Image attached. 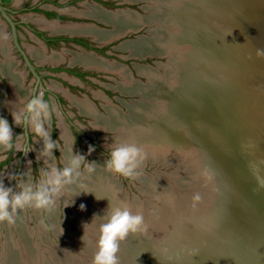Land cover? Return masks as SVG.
I'll use <instances>...</instances> for the list:
<instances>
[{
  "label": "rangeland",
  "instance_id": "1",
  "mask_svg": "<svg viewBox=\"0 0 264 264\" xmlns=\"http://www.w3.org/2000/svg\"><path fill=\"white\" fill-rule=\"evenodd\" d=\"M122 1L125 3L139 4L138 6L141 11L133 6L130 7L132 10H138L139 14L133 11L130 12L143 16L147 15V11H145V5L147 2L142 0L129 2L126 0ZM170 1H174V3H171ZM180 1L182 3H180L179 0H168V10L177 8L175 7L177 4L178 10H176L185 17L184 12L186 9L182 10L181 6L186 3H188V7L189 4L191 7L194 6L193 11L189 12L191 15H187V18H184L185 24L183 25V29L187 28L188 33H192V36L190 33L188 35L192 37V43L196 46V49L198 48V51L195 55L193 54V57L189 61L192 65L200 67L204 60L207 65L206 76L211 77L214 82L207 84L205 82L200 83L196 80L193 84L184 83L186 88L184 94L187 96L184 103L186 104V107L188 103H190V109L186 110L188 111L187 113H185L184 110L183 119L180 124H178L181 125V129H186L179 139L181 140L183 137H190L198 141L202 148L205 149L207 146L209 151L204 150L206 152V155L204 156L205 159L209 158L208 155L213 153L218 164L217 166H219L224 173V185L227 184V188L229 187L227 191L225 190V196L229 195L232 200L228 203V206L233 207V212L230 211V214L227 215L225 232L239 231L245 235V244H243L245 253L242 256L245 264H264V223H256L254 221V217L252 216V213L243 198V189L245 191L246 187L252 183L251 177L252 173L255 172V169L258 166L257 160H255V156L249 154L247 149L248 146L244 147L243 145H238L236 151L234 153L231 152V146L225 143V132L223 130L224 127H226V122L229 118H242L246 121V123L248 122V124H245L247 127L254 130L260 129L259 137L261 140H264V58L257 57L256 55L257 49H264V0ZM116 2L119 3V1ZM116 2H108V10H114L119 7ZM0 3L5 8L13 7L16 8V10L21 8V5L22 7H27V4L31 5L29 2L17 4L16 0H0ZM84 3L85 2H81L80 0H73L72 2L67 1L66 3L60 0V3L48 4L47 6L49 7H47V9L52 10L54 8L57 12H62V16L71 14L69 11L73 9L74 12L72 13H74V15H68L72 19L69 18L67 20V18H64L61 23L66 24L73 22L76 24L79 23L78 21H82L84 23L85 19L75 17V14L81 15L79 12H83L89 8L87 5L83 6ZM89 3V6H94L92 4L93 2ZM187 6H185V8ZM122 8H125V5H123ZM127 11L129 10H120V12ZM177 11L175 13H177ZM63 13L65 15H63ZM33 15V17L39 16V14L35 12H33ZM18 16L25 19L26 22L34 23L32 13H20ZM81 16L87 17L83 15ZM13 18L16 21L19 19L17 16H14ZM86 21L89 24H96V21L94 20L89 19ZM0 25L6 35L9 36V28L1 17ZM108 25L111 27L103 25L99 26L107 29L108 31L106 32H111L113 30V26L111 24ZM149 29L150 28H148V26L142 27L140 30L138 29L139 31L136 30L138 32L135 34L117 39L116 43L133 40L123 43L126 44L149 38ZM175 30H177L176 27ZM175 30L171 31L170 34L172 32L175 33ZM130 31L132 30H129L128 32ZM135 35L137 36L135 37ZM138 37L142 38L140 39ZM22 43L25 46L27 43L32 44V42H26L25 40H22ZM182 43L183 44H181L182 46L180 48L174 45L177 49L171 50V56L169 55L167 57V55L161 56L159 54H153L147 62L135 61L134 63H141L144 66L134 65L132 63L130 66L133 67L134 71L131 69L132 67L128 66V64L126 66L121 63L123 67L114 64L116 56H125L126 53H129L130 56L133 57L143 58L132 55L129 50L122 48V44L121 46H118L117 49H121L123 51L108 50L111 55L107 57L110 61L109 64L117 66L119 71L116 69L115 71H111L109 69V71L99 72L96 71L98 70L96 69L94 70L95 73L88 76V79L76 78L79 81L77 83L73 81L75 80V76L68 75L66 77V74L63 72H50L53 76H46L43 80L47 90H49V94L44 97V99L50 101L53 108V115L49 122L50 137L53 141H57V147L64 154V158L68 149L65 137L63 136L61 130V125L63 127L65 125L64 128L67 129L68 139L70 142V145H68L69 155L71 153V149L74 153L78 152L84 155L87 153V146L89 144L94 145L95 151H93L91 155L86 156L87 161L95 162V158L98 159L102 166L101 171H103V175L110 182V185L116 188L119 196L126 200L127 203H131V208L133 203H136L137 208L140 209V213L143 214L145 220H154V225H156H152L154 228L153 230H155L159 225L160 227H163L167 224L171 214H173L171 212L173 208L174 211L177 210L175 213L183 215L187 214L189 210V212L192 210L202 212L210 207L214 187L212 186L211 180L208 179V175L203 174L204 172L201 171L199 163L197 162V155L193 153L194 149L192 150L191 148L189 150L190 154H184L185 152L182 153V158L174 156L169 158L167 156L157 158L156 156L151 155L150 152H146L149 155L146 154L147 157L141 164L139 175L135 179H126L120 175L111 173L107 171L103 165L109 155L111 147L117 145L114 143L116 142L114 140L115 138L118 140V135L120 136V132L118 131L119 129L115 132L93 125V118L85 113H82L78 106L73 103L71 98L68 96L60 97L59 93L54 89L61 90L62 92L65 91L54 85L61 84L63 85V88H68L69 93L71 94V96L69 95L70 97L85 100L93 110L99 113V115H107V108H113L126 116L129 114L130 107L136 106L144 101L139 94H130L122 91L121 83L123 82V76L121 73L126 72L129 76H131L130 78H132V80L141 85H145L148 82V77L141 74L140 68H144L145 71L146 69L153 71L158 69V73H161V76L164 75L169 80H171L169 77H175V79L178 78V82L180 83L184 74L185 78L187 76L189 77L191 73L190 71L187 72V70L186 73L185 69L181 70L185 62H187V60L183 58V54L188 51L186 50V46H189L187 45V42ZM11 44L12 43H10V46L12 47ZM53 49L54 51L52 55L61 54L65 58V61L66 59L71 58V62L73 57L76 55L74 54L70 57L71 54L69 53V49H66L64 46H57ZM178 50H182V53L178 52ZM10 56L13 58L12 61L15 63V70L18 73L20 72L23 76L19 82V86H22L20 90L23 95L20 99H17L15 94L13 95L14 91L11 88V82L7 80L6 76L0 69V88L2 90V94L0 96V116L8 119L9 124L12 126L13 137L15 139V137L21 133L25 135V130L13 123L9 110H18L19 108H22L23 104L30 99V91L33 88L34 78L27 75L28 71L24 69L16 52L12 51ZM3 59L4 55L0 51V61ZM64 60L61 59L63 62ZM189 61L187 63H189ZM59 63L55 64V67L53 66V68L60 67ZM36 64H38L42 74L45 73L43 66H40L42 63L37 62ZM66 64V68L80 70V66L78 65L74 67L68 65V60ZM226 76L233 81L232 84L226 83ZM2 79H4L5 82ZM187 79L192 80L190 77ZM167 83L168 82L164 83V86H167ZM176 88L177 87L175 86L173 90ZM168 89H170V87H168ZM116 90H119L121 93L123 92L124 94L134 96L125 97L124 99H126V101L127 99H135L136 101L130 102L129 104L127 103V110H125L112 100L117 99L118 97L115 92ZM178 90L180 94L183 92L182 88L178 87ZM54 92L56 94H52ZM65 94L67 95L68 93L65 92ZM104 95H106L110 100L107 99V101H104ZM100 106L103 108L106 106L104 108L105 111L101 110L99 108ZM96 108L100 110H97ZM174 109H176V107ZM172 125L174 126L175 123H172ZM178 125L177 128H179ZM138 127L141 128L142 125ZM177 128L176 130H178ZM228 130L230 131V128ZM27 139L28 144L33 145L35 150L42 149V142L37 141L33 143L32 137L29 133ZM218 141H221L222 145H224L223 149L220 148ZM119 144L124 143L121 142ZM35 150L29 152L27 156L19 151L12 152L8 154L6 160L0 161V175L5 177L4 183L6 187L11 186L15 188L17 183L16 180L9 181L7 179L8 175L20 176L23 173L28 172L29 168L32 170V175L34 177L38 175V169L43 167V159L37 161V151ZM60 151L54 150L53 152V155L57 159L61 156ZM28 161H31L30 165L27 163ZM57 163H59V161H57ZM92 174L95 175V172ZM86 176V173L82 176V182L83 180L85 181ZM181 177H186L188 179L183 181ZM156 182L158 183V186L167 188L164 192L165 194L167 192L170 194L169 198L171 197V201L167 200L168 198L164 200V196H158V190L155 193L154 190L149 187L150 184H156ZM228 191H231V194ZM197 193L200 194L201 200L196 202L194 205L193 196ZM222 194H224V192ZM82 198L83 196L79 197L74 194L70 195L69 190L66 189L62 198L57 200L55 206L50 211H37L29 208L18 214L15 224L10 226L7 223H0V253L2 245L5 241L6 244H8L6 247L13 250L12 245L14 244V246H17V241L20 239L19 235L21 234L22 236L23 231L24 233H27L25 234L26 237L29 238L28 242H34L35 240L31 239L32 236H30V231L33 228V225H37L36 228L40 243L34 242V244L30 243L29 245L24 239V244H27V247L24 246V244L22 245L24 251L19 249V245L16 253L14 250L12 251L15 256H19V258H17V256L15 258L16 264H40L37 260L39 259L38 255L42 257V264H89L92 261V258H90L91 261L88 258L90 256L88 255V251L86 249L87 245H85V243L87 242L85 239H88L90 244H92L96 250L99 225L104 221H101L100 217H98L99 214L96 212L98 207L96 205L90 206L86 204V199L84 200ZM72 200L74 201L73 203ZM173 202H179L180 207L173 206V208L166 210L167 204H171ZM223 202L224 198L222 195L221 198L217 200V216L223 208ZM81 203L86 205V210H80L79 206ZM66 205L69 206L65 207ZM176 207L178 209L181 207H187V210H178ZM164 217L166 218L165 222L161 224L160 220L162 221ZM60 232L64 234L65 238H67L70 242V247L65 242V238L62 239V237H60L58 234ZM83 235L85 237H83ZM22 238L24 237L22 236ZM20 241L22 242L21 239ZM9 248L8 250H10ZM11 250L9 252H11ZM17 252H19V255ZM21 254L24 255L22 256ZM27 258L31 261V263Z\"/></svg>",
  "mask_w": 264,
  "mask_h": 264
},
{
  "label": "bare ground",
  "instance_id": "2",
  "mask_svg": "<svg viewBox=\"0 0 264 264\" xmlns=\"http://www.w3.org/2000/svg\"><path fill=\"white\" fill-rule=\"evenodd\" d=\"M21 1L22 0H16V3L20 4ZM126 1L129 2V1H139V0H126ZM142 1L147 2V4L145 5V11H147V15H144V16L138 15L136 13L134 14L133 12H130V11H127V12H120V11L119 12H108L105 10H101L100 8H97L96 6H89V5H88L89 8L87 10H84L83 12H79L83 16L98 19L99 21L105 22V24L106 23L111 24L113 26V30L111 32L101 31V30L94 28L93 26L76 25L74 23L73 24L70 23V24L60 25V24H57L54 22L46 21L45 19L40 18V17H37L36 19H34V21L42 29H46L52 33H68V34L89 35L95 41L103 42V43L109 42L110 40H113L114 38L117 39L120 36L123 37V35L126 34L129 30L135 31V30H138L142 27L148 26V28H150L149 29L150 37L148 36L149 38L141 39L142 38L141 37L140 38L141 40H138V41H135L132 43H126V44H123V46H122V48L129 50L132 53V55H136L138 57H144V56H147V55L149 56V55H153V54H159L161 56L167 55V57H168L170 55V53H172V51H171L172 49L173 50L177 49V47H174V45L178 46L180 48L182 46L181 44H183L182 42H187V45L194 46V44L192 43V39H191L192 37H190V35H188L190 33L192 36V33L191 32L188 33L187 28L183 29V27H184L183 25L185 24L184 18H187V15H191V13H189V12L193 11L194 6L191 7V5L189 4V7H188L187 6L188 3L181 6L182 10L186 9V11L184 12L185 13V17H184V15L182 16L181 13L179 11H177L178 10L177 4L175 5V7H177V8H174L173 10H168V3H167L168 0H142ZM170 2L174 3V1H170ZM179 2L182 3L180 0H179ZM185 6H187V7L185 8ZM183 7H184V9H183ZM176 11H177V13H175ZM189 19H190V17H189ZM175 27L177 28V30H175ZM173 30H175L174 31L175 33L172 32L173 34L172 33L170 34V32ZM3 35H6V34H5L2 26L0 25V36H3ZM8 39L9 38H7L6 40L0 39V51L4 55V59L2 61H0V69L4 73L6 78L11 82L12 89H13L14 94L16 95L17 99H20V97L23 94L21 93L20 89L22 88V86L21 87L19 86V84H20L19 82L21 81L20 79L23 78V76L21 75L20 72L18 73L15 70V63L12 61L13 58L10 56L11 55V47L9 46ZM189 46H186V50H188V51L183 54V58L186 60L187 59L190 60L193 57V55H191L193 53L192 52L193 50H190L187 48ZM191 49H193V48H191ZM186 50H184V51H186ZM181 51L178 50V52H181ZM31 52H33V57L37 58L39 61H42V62L47 61V62H51V63L56 64V63H59L60 60L64 58L63 55H61V54L60 55L55 54V55H51L49 57L45 56L43 54V50H39V49H33V50H31ZM90 57L86 56V55L78 54V55H75L73 57L71 63L74 64L75 62H77V63H79V64H81L84 67L89 68V69H98V70H104V71H109V69L111 71H115V69L118 70L117 66H113L110 64L108 65L104 62H100V61H96V60L94 61ZM187 62H185V64L182 66L181 70L185 69V72H186V70H187V72H189V71L191 72V70H190L191 64H190V62L189 63H187ZM195 70L197 73L195 72V74H194L191 72L189 75L190 79L193 80V78H194L193 76H195V78H197V76H198L201 83L205 82L207 84H210L212 82L213 79L211 77L206 76L207 65L204 62V60L201 63L199 70L197 68ZM140 71H141V74L148 77V82L145 85H141L138 82L132 80V78H130V76L126 72L121 73V75L123 76V82L121 83L122 84L121 85L122 91L125 93H130V94H139L144 101V102H142L136 106L130 107L129 114H127L126 116L121 114L118 110H115L113 108H107V112H106L107 115H105V114L99 115V113H97L95 110H93L85 100L70 97L69 94H67L66 96L71 98V101L78 106V108L80 109V111L82 113H85V114H87L93 118V120H94L93 125H95L99 128L101 127L102 129H105V130H111V131H115V132L119 129L118 131L120 132V136L118 135V140H117V138H115V140L113 139L114 141H116V142H114L115 144H119L121 142L124 144L135 143L137 146L142 147L145 153L150 152L151 155H154L157 158L158 157L159 158L160 157H166V156L168 158L171 156L179 158V157H181L182 153H184V152H185L184 154H190L189 150L191 148H186L184 151H181L178 149L176 150V148L171 149L169 146H165L163 144V142L165 140H162V139H166V137L163 136V135H166V133H164V132H166V130H168V129L171 130L172 123H175L176 125H178V124H180V122L183 119L182 118L183 112L185 110V108H184L185 103L184 102L186 99V94H184V91L186 89L184 87V82H186V81H184V80H188L187 78H189V77L187 76L184 78L185 74H184V76L182 75L183 78L181 79V81L179 83L178 78L175 79V77L174 78L169 77V78H171V80H169L168 78H166V76H164V75L161 76V73H158V69L156 71L146 69V71H145L144 68H140ZM181 74H183V73H181ZM198 78H197V80H198ZM192 80H191V82H192ZM166 82H168L167 83L168 85L164 86V83H166ZM232 82L233 81L227 77L226 83L232 84ZM175 86L177 88L173 90V88ZM168 87H170V89H168ZM178 87L183 89V92L181 93L182 95L180 94ZM0 92H1L0 93V96H1V94H2L1 88H0ZM24 95H25V93H24ZM212 98H214V97H212ZM16 105H18V104H16ZM175 107H176V109H174ZM173 109H174V111H173ZM171 110H172V114H171ZM231 118H232L231 124H229L230 138L228 137V133H227V135L224 136V139L226 141L225 143H227L230 146H233V148H234L237 144L236 139H238V141L240 142L239 143L240 146H242V145L244 147L248 146L247 149L249 151V154L250 155L252 154L253 156H255L254 157L255 160H257V164H258L257 179L259 180L258 187H260L261 182H262V173L260 174V171L262 168L261 165L263 166V164H261V161L264 159V140H261L259 137L260 129L254 130L250 127H247V125H245V124H248V122L246 123V121L243 120L242 118H235V117H231ZM182 124H183V122H182ZM140 125H142L141 128H143V129L138 127ZM180 126L181 125H178V127H179V128H177L178 130L173 131V133L171 135L173 138L178 139L186 131V129H181ZM64 127H65V125H64ZM64 127L61 125V130H62L63 136L65 137V141H66V145H67V149H68V151L65 155V158H67L69 156V146L68 145H70V142L68 139L67 129ZM253 138H255V139H253ZM166 141H171V140L168 139ZM218 143H219L220 148L223 149L224 145H222L221 141H218ZM167 144H169V143H167ZM260 144H261L262 148H259ZM175 146H177V145H175ZM193 149H194L193 153H195V155H197V162L199 163L198 160L200 159V155H201L200 151L195 146L192 147V150ZM148 153H146V154L149 155ZM183 158H185V157H183ZM95 163L96 164L94 165V167L96 169V171H95L96 176L93 174H91V175L87 174L85 181L83 180V183L86 185V187L83 190L91 192L93 194L81 193L78 196L79 197L83 196L82 199H84V200L86 199V204H88L90 206L96 205L98 207L97 208L98 210L96 212L98 214L100 213L99 215H101V213L107 214L108 212H110V208L108 209L109 201H110L111 205H113V206L117 205L118 203L123 202L124 204H127V206L132 210L133 213L140 212V209L137 208L136 203H133L132 208H131V203H127L126 200H124L122 197L119 196L116 188H114L110 185V182L103 175V173H102L103 171H101L102 166L99 163L97 158H95ZM199 166L201 167L200 163H199ZM206 173L208 175V179L211 180L212 186L214 187V182H213V179L210 177L211 173L208 169H207ZM92 175H93V177H92ZM24 178L26 179V177H24ZM161 185H163V184H161ZM149 187H151V189L154 190L155 193L158 190V196H162V197L164 196V200H166V198H168L167 200L171 199V197L169 198L170 194H168V192L165 194V192H164V190H167V188H165V187L163 188V187L158 186L157 182H156V184L155 183L150 184ZM67 190H69L70 195H72V194L77 195V194H79V192L82 189L76 185H73L70 188H68ZM160 193L163 195H161ZM65 195H66V193H65ZM95 196L97 198H99L100 200H97L95 198ZM171 196H172V194H171ZM146 206H148V205H146ZM173 206L174 207L179 206V202H175V203L173 202L171 204L168 203L166 206L167 207L166 210L173 208ZM182 207L180 209H178L177 207L176 208L178 210H182V209L187 210V207L186 208L185 207L182 208ZM210 207H211V205H210ZM210 207L207 208L205 211H202V212L201 211L198 212V211H194V210L189 212L190 211L189 210L187 212V214H183V215L175 213L177 210L174 211V208H173L171 211L173 214H171L169 221L167 222V224L165 226L160 227V225H159L158 227H156L155 230H153L154 228L152 225H154V220L153 219H150V220L144 219L145 225H146V231H142L141 233L145 234L148 238H150V240L156 241V240L162 239V237H164V235L166 233L169 232L168 234H170L171 231L172 232L175 231L177 234L176 239H179L180 238L179 237L180 230H182V229L184 230L183 227L187 226V224L190 222L189 220L197 219L198 217H200L201 214H203L207 210H209ZM100 209H105V210L103 212H100L101 211ZM263 212H264V210H263ZM165 219H166L165 217H164V219H162V221L159 219L160 223L161 224L164 223ZM185 220H187V222ZM199 222H202V221H199ZM206 222L208 223V221H206ZM190 223H192V221ZM82 226H84V225H82ZM196 227H197V225L193 226L194 229ZM25 233L23 231L24 235L22 234V236L24 238H22V236H21V238H22L21 240L23 243L20 241V239L19 240L17 239L18 240L17 246H14V244L12 245L13 246L12 249L14 250L15 253L18 250L17 249L18 245H19V249L23 250L22 245L24 244V241H23L24 239H25L26 243L28 242L27 237H26L27 233L26 234ZM139 233L140 232H137V233H134L133 235L138 237ZM30 236H32V235L30 234ZM38 243H40V242H38ZM26 245L27 244H24V246H26ZM6 246H8V244H6V241H5L4 244L2 245V250L0 253V258H1L0 264H14V262H13L14 261V257H13L14 255H12L13 250H11V248L6 247ZM8 248L11 250V252H9L10 250H8ZM17 253H19V252H17ZM21 253H22V251H21ZM38 256H39L38 257L39 259H37V260H38V262H40V264H42V261H41L42 257L40 255H38ZM92 256H94V254ZM91 258L93 259V257H91ZM89 260L91 261L90 258H89ZM30 263H31V261H30ZM24 264H26V263H24ZM31 264H33V263H31ZM72 264H74V263H72ZM89 264H92V261Z\"/></svg>",
  "mask_w": 264,
  "mask_h": 264
},
{
  "label": "clouds",
  "instance_id": "3",
  "mask_svg": "<svg viewBox=\"0 0 264 264\" xmlns=\"http://www.w3.org/2000/svg\"><path fill=\"white\" fill-rule=\"evenodd\" d=\"M7 38V35L0 36L3 40ZM256 55L264 58V49H257ZM9 111L13 123L22 129L27 127L33 143L40 141L43 146L42 149L35 150L33 145L27 143V137L23 133L14 139L13 129L8 119L0 116V161L6 160L8 154L12 152L19 151L27 156L29 152L35 150L37 161L43 159V167L38 169V175L35 177L30 168L28 172L20 176L8 175L9 181H17L15 188L6 187L5 177L0 175V223L15 224L18 214L29 208L50 211L57 200L62 198L64 191L73 185L82 189L78 195L91 193L83 190L86 185L82 182V176L85 173L91 175L96 171L94 167L96 163L88 162L86 159L87 155L95 151V146L89 144L87 153L84 155L74 153L71 149L70 155L64 158V154L57 147V141H53L50 137L49 122L53 115V108L50 101L44 99L43 92L32 95L22 108ZM54 150L61 152L59 159L53 155ZM145 159L146 153L143 148L135 143L117 144L111 147L103 166L111 173L126 179H135ZM27 163L30 165L31 161ZM95 198L100 200L96 196ZM200 200L199 193L193 196L194 205ZM67 206L69 205L65 207ZM79 208L84 211L86 205L81 203ZM109 208L110 212L103 216L104 222L99 225L92 264H120L118 258L120 243L130 233L146 231L142 213H133L123 202L113 206L109 201Z\"/></svg>",
  "mask_w": 264,
  "mask_h": 264
},
{
  "label": "water",
  "instance_id": "4",
  "mask_svg": "<svg viewBox=\"0 0 264 264\" xmlns=\"http://www.w3.org/2000/svg\"><path fill=\"white\" fill-rule=\"evenodd\" d=\"M0 14L3 17V19L6 20L7 23L10 25L12 29L13 41L17 49L22 54L29 70L36 78L38 85L40 81L39 76L36 74L34 68L28 61L27 56L22 52V50L20 49L17 43L15 24L12 22L11 18L5 13V8H3L1 5H0ZM138 31L133 30L124 34L123 36H126L127 34L130 33L135 34ZM187 48L193 50L192 51L193 53L191 55L193 54L195 55V53L198 51V48L196 49V46H189ZM187 61H189V59H187ZM190 64H191L190 70L192 73L195 74V69L196 68L198 69L200 67H197V65H192L191 62ZM193 77L194 78L192 82L191 80L188 79L184 83L185 84L195 83L197 79L195 78V76ZM197 81L201 83L199 78ZM213 82L214 80H212V83ZM184 108H186L185 113H187L188 111L186 110L190 109V103H188L187 107L185 104ZM231 120L232 118H230L226 122V127H224L223 129L225 135H227L228 132L229 138H230V131L228 129H229V124H231ZM176 128H177L176 124L174 126L172 125L171 130L168 129L169 131L166 130V132H164L166 133V135L162 134L164 137H166V139H162L165 140L163 144L165 146H169L171 149L176 148V150L178 149L181 151H184L186 148H192L194 146L198 148L201 154L200 159L198 160L201 165L200 169L202 172H204L203 174L206 175L208 169L211 173L210 177L213 179L214 182V191L211 200V207L205 213L201 214L200 217H198L197 219L189 220L190 222L192 221V223L189 222L187 226L183 227L184 230L183 229L180 230L179 239H176L177 234L175 231L173 232L171 231L170 234H168L169 232L166 233L164 237H162V239L156 241L150 240V238H148L145 234L141 232L138 234L139 235L138 237L130 233L129 236L120 243V251L118 253L120 264H245L244 259L242 257L243 254L245 253V249L243 245L245 244V239H246L245 235L243 233H240L239 231L225 232V228H226L225 222L227 221V215L230 214V211L233 212V207L228 206V203L232 201L230 199V196L229 195L225 196L226 195L225 190L227 191L229 187L227 188L228 186L227 184L224 185L225 177L223 171L219 168V166H217L218 164L214 158L215 156L213 155V153L208 155L209 158L207 159L204 158V156L206 155V152L204 150L207 151L209 149L207 146L205 147V149L202 148L201 144L198 141L190 137H183L181 140L179 138L178 139L173 138L171 135L173 131L176 130ZM24 130H25V136L28 137L27 127H25ZM168 139L171 141H166ZM27 143H28V139H27ZM236 143L237 144L235 148L231 146L232 149L231 152L233 153L236 151V148L240 143L238 139H236ZM259 148H262L261 144L259 145ZM261 164H263V166L261 165L262 168L260 171V174L262 173V182L260 187H258L259 180L257 179V170H258V166H257L255 172L252 173L251 185L246 187L245 191L243 189V198L246 201L248 208L251 211L252 216L254 217V221L256 223H260V222L264 223V212H263L264 159L261 161ZM181 179L184 181L185 179L188 178L181 177ZM182 184L185 185L184 183ZM223 192L224 194H222ZM228 192L231 194V191ZM222 195L224 198V202L222 204L223 208L222 210H220V214L217 216L216 214L217 212L216 210L218 206L217 200L221 198ZM104 210L105 209H101L100 212H103ZM104 215L106 214L101 213V215H98L101 221H104L103 220ZM185 221L187 222V220ZM206 221H208V223ZM194 225H197L195 229L193 228ZM36 227L37 225H33L30 234L32 235L31 239H34L35 240L34 242L38 243L40 240H38L39 235ZM58 234L60 235V237H62V239L65 238L64 234H62L61 232ZM83 237L85 236L83 235ZM19 238L22 239L21 235H19ZM27 239L29 241V238ZM85 240L87 242L85 243V245H87L86 249L88 251V255L90 256L88 258H91L93 257L92 255L95 253V248L92 244H90L89 240L88 241L87 239ZM34 242L30 241L28 242V244L29 245L30 243L34 244ZM65 242L68 244V246L70 245V242L67 240V238H65ZM12 254L14 255L13 262L14 264H16L15 258L17 255L15 256L14 252H12ZM18 257L19 256H17V258Z\"/></svg>",
  "mask_w": 264,
  "mask_h": 264
},
{
  "label": "flooded vegetation",
  "instance_id": "5",
  "mask_svg": "<svg viewBox=\"0 0 264 264\" xmlns=\"http://www.w3.org/2000/svg\"><path fill=\"white\" fill-rule=\"evenodd\" d=\"M67 1H73V0H62V2H67ZM81 2H85L83 6H88V4H90L89 2H93L92 4L94 6H96L97 8H100L101 10H105V11H108V12H118L120 10H129V11H133V12H136L138 13V10L141 11L140 7L138 6L139 4H136V3H125L123 2L122 0H80ZM116 1H119L116 2ZM22 3L23 2H29L31 3V5L27 4V7H22L21 5V8L17 9L16 8H13V7H9V8H5L3 7V5L0 3V5L5 8V13L11 18L12 22L15 24V28H16V36H17V43L20 47V49L22 50V52L27 56L28 58V61L30 62V64L32 65V67L34 68V71L36 72V74L39 76V84L37 85V81H36V78L34 77V75L32 74V72L29 70L28 66L26 65V62L22 56V54L20 53V51L17 49L14 41H13V37H12V29L10 27V25L7 23L6 20L3 19V17L1 16L0 14V17L3 19V21L6 23V25L8 26L9 28V31H10V34L9 36H7L9 39H8V42H9V46H10V43H12V47H11V53L12 51L16 52L20 58V61L24 67V69H26L28 72H27V75L28 76H31L34 78V84H33V88L31 89L30 91V98L32 95H35L37 93H39L40 91L43 92L44 94V97H46L49 93V90H47L46 88V85L43 83V80H44V77H49V76H53L52 73L50 72H63L66 74V77L68 75H72V76H75V80H73L75 83L79 82L76 78H83V79H88V76L89 75H92L94 72V70L96 69H89V68H86L84 67L83 65L75 62L74 64H72L70 62L71 58L69 59H66V61L64 60L65 58H63L61 61L60 60V67L58 68H53V66L55 67V64H52L51 62H42V61H39L37 58L33 57V52H31V49L33 48H36V49H42L43 50V54L45 56H51L53 51H54V47H57V46H64L66 47V49H69V53L71 54L70 57H72V55L76 54H80V55H86V56H91L90 58L92 60H96V61H100V62H104L106 64H109L110 61L107 57H109L111 54H110V51H123L121 49H117L118 46H121L123 43L125 42H128V41H133V40H126L124 41L123 43H116L117 39H120L122 36L118 37L117 39L114 38L113 40H110L109 42H106V43H103V42H96L94 41L89 35H81V34H68V33H52L46 29H42L39 27V25L34 21L33 22H26L25 19L19 17L18 15L21 13L25 14V13H32V17L34 16L33 15V12L35 13H38L39 16H35L33 17V19H36L37 17H40V18H43L45 19L46 21H49V22H54V23H57V24H60V25H65V24H62L61 22H63V19L64 18H67V20L70 18L68 15H74V12L73 9L69 11V13L71 14H66L67 16H62V12H57L54 8L51 10V9H47V6L48 4H57V3H60V0H22L21 1ZM20 2V3H21ZM108 2L110 3H114L116 2L119 7H117L116 9L114 10H108ZM21 3V4H22ZM123 5H125V8H122ZM135 7L137 8L138 10H132L130 7ZM139 14V13H138ZM63 15H65L63 13ZM76 16L75 17H79V18H83L85 19L84 23L82 21H78L79 23H76V24H85V25H91L93 26L94 28L96 29H99V30H103V31H108L107 29L99 26V25H103V26H109L111 27L110 25L108 24H105L103 22H100L99 20H95L94 18L91 19L89 17H82L81 15H77L75 14ZM14 16H17L19 19L18 21H16L13 17ZM72 19V18H70ZM94 20L96 21V24L94 23H87L86 20ZM73 24V22H69V23H66V24ZM38 25V26H37ZM6 34V33H5ZM132 35V33L130 34H127L126 36H130ZM137 35H135L136 37ZM124 37V36H123ZM22 40H25L26 42L27 41H30L32 42V44H28L25 46L23 45L22 43ZM116 46V47H114ZM110 50V51H108ZM45 52V53H44ZM129 52V51H128ZM31 53V55H30ZM116 56V55H115ZM150 56H145L143 58H137V57H133V56H130L129 53H126L125 56H116V60L114 61V64H117V66H121V63L125 64L127 66H130L132 63L134 65H139V66H144L143 64H139V63H134L135 61L137 62H147V60L149 61L150 59ZM67 60H68V65H71L72 67L74 66H80V70H76V69H73V68H66V63H67ZM37 62L39 63H42L40 64V66H43V70L45 71V73L42 74V72L40 71L39 69V66L38 64H36ZM109 62V63H108ZM64 63H65V67H64ZM58 64V63H56ZM57 66V65H56ZM132 67V66H130ZM133 71V67L131 68ZM96 71H104V70H96ZM129 71L131 72V70L129 69ZM136 71V69H135ZM137 73V71H136ZM131 77V76H130ZM4 80V79H2ZM8 80V79H7ZM9 81V80H8ZM5 82V80H4ZM54 86H58L60 87L62 90H64L65 92H67L70 96L71 94L69 93V90L68 88L65 89L63 88L61 84H55ZM36 87V88H35ZM11 88H12V85H11ZM53 89V88H52ZM40 90V91H39ZM56 92L59 93L60 97H64L66 96L65 92H62L61 90H56L54 89ZM34 91H35V94H34ZM117 93V99H112L114 100L117 104H119L121 107H123L125 110H127L126 108V104L130 103V102H133V101H136L135 99H124L125 97H134V96H130L128 94H124V93H121L119 92V90H116L115 91ZM52 94H56L55 92L52 93ZM124 94V95H123ZM14 95V93H13ZM123 96V97H122ZM59 97V99H60ZM67 97V96H66ZM104 98L105 100L104 101H107L110 100L106 95H104ZM120 107V108H121ZM101 110L105 111V107H99ZM117 108V107H115ZM97 110H100L98 108H96ZM119 109V108H117ZM121 110V109H120Z\"/></svg>",
  "mask_w": 264,
  "mask_h": 264
}]
</instances>
